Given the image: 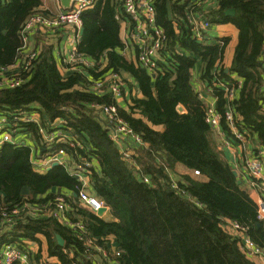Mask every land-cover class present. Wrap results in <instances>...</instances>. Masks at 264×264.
Here are the masks:
<instances>
[{
	"label": "trees",
	"instance_id": "16d2710c",
	"mask_svg": "<svg viewBox=\"0 0 264 264\" xmlns=\"http://www.w3.org/2000/svg\"><path fill=\"white\" fill-rule=\"evenodd\" d=\"M187 3L156 1L158 22L166 29L168 41L163 52L165 61L155 76L124 55L120 28L125 16L116 1L95 0L81 15L84 32L78 49L96 62L107 60L105 68L72 70L64 75L53 45L46 44L30 71L23 73L25 82L21 86L0 89L2 112L37 109L43 122L59 117L68 121V127L85 147L70 152L78 159L84 156L98 161L99 167L92 174L93 188L110 206L115 219L105 220L79 207L73 195L77 178L64 166H53L45 173L35 171L28 145L7 143L0 149V201L39 203L50 201L58 193L72 194L74 213L83 216L96 237L116 236L121 256L117 263L110 264H256L241 250L239 240L222 228L224 218L235 220L246 226L250 237L264 248V220L258 218L257 202L238 184L235 169L213 139L212 129L205 121V103L193 82V70L200 65V78L208 85H213L216 70L226 83L233 80V74L243 79L233 102L237 125L264 146V0H220L219 7L209 13L212 23H232L238 29L229 69L222 65L229 38L224 39L223 46L218 41L202 43L194 39L180 18ZM41 5L42 0H0V66L15 61L22 44L20 31ZM231 8L235 9L234 15L227 13ZM178 17L179 33L173 26ZM176 49L183 54L176 53ZM110 71L131 75L143 94L132 96L129 108H120V114L149 144L137 157L144 172L150 175V183L143 182L125 164L109 136L104 117L96 109V105L116 102L108 91H92L90 85V79L101 78ZM129 86L134 87L133 83ZM214 94L217 110L224 114L226 93L214 86ZM158 125L164 129L154 128ZM24 127L36 142L41 141L36 124L26 123ZM222 127L231 138L225 117ZM60 147L65 144L55 145V149ZM177 163L202 173L198 177L180 175V192L172 189L165 171L166 167L173 170ZM24 187L30 189L28 195L22 194ZM56 188L65 191H53ZM57 235L63 237V246ZM41 237L47 243V257L57 258L55 264H73L83 258V246L72 231L53 218L42 216H28L3 229L0 250L7 242L22 246L24 239L31 240L40 245L34 263L50 264L41 251ZM64 248L73 249L74 257L64 253Z\"/></svg>",
	"mask_w": 264,
	"mask_h": 264
},
{
	"label": "built area",
	"instance_id": "2783aa9c",
	"mask_svg": "<svg viewBox=\"0 0 264 264\" xmlns=\"http://www.w3.org/2000/svg\"><path fill=\"white\" fill-rule=\"evenodd\" d=\"M95 0H70L68 8L60 9L58 12H50L45 7L38 8L25 21L21 31V46L17 50L15 61L6 66H0V89L14 88L21 86L25 82L22 76L24 72L30 71L33 62L40 55L41 50L32 47L33 36L44 33L47 39H60L59 34L66 31L63 63L68 65L70 71L93 68L98 66L102 70L107 65V60L100 59L98 62L81 53L78 49L80 41V31L82 28L81 15L83 11L91 8ZM118 8L122 11L125 19V47L124 51L132 49L135 53L136 62L145 68L151 75H156L160 71V63L165 61L164 50L168 41L166 29L158 22L156 8L157 0H115ZM209 0H181V4L187 3L184 13L180 16L190 28L191 35L199 42L210 43L211 37L208 35L213 23L205 8V3ZM172 19V18H171ZM173 26L177 33L179 29V17L173 20ZM70 31V32H68ZM58 37V38H57ZM220 45H224L223 38H217ZM61 40V39H60ZM176 53L183 54L180 49ZM218 70L214 71L215 78L213 85L205 83L204 90H198V96L204 100L205 91L214 93V86L221 87L226 93V105L224 114L217 110L216 104L207 102L205 104V121L213 131L219 133L223 145L232 148L236 143L243 147L249 137L240 130L237 125V114L233 102L237 93L243 85V79L237 75L231 82L219 78ZM201 77V75H200ZM92 91L103 93L108 91L113 95L115 103H102L96 105V109L101 113L106 121L111 140L117 146L123 161L135 174L145 183L151 182L149 174L145 173L138 162L136 148H148L149 144L137 133L120 114L118 99L122 97L125 90L126 80L119 72L110 71L98 79H90ZM264 95V86H263ZM35 109V108H33ZM63 109H66L63 107ZM264 111V98L262 102ZM223 117L231 131V138L222 127ZM34 123L38 126L41 136L40 145L44 148L41 155H33L32 165L34 170L45 173L54 162L65 167V169L77 178L78 185L73 195L77 204L88 211L93 212L98 217L105 220L112 214L110 206L100 198L93 188L92 174L97 169L98 161L95 158L75 156L70 150L84 149V144L79 140L73 130L68 127V121L64 118L42 121L39 110L19 109L12 112H2L0 110V149L7 143L13 145H26L17 139V135L24 124ZM128 140L134 142L137 147L130 146ZM56 144H65V147L55 149ZM40 148V146H38ZM32 149V148H31ZM73 158L74 162L68 160ZM68 158V159H67ZM97 162V164L94 163ZM160 161V160H159ZM245 175L248 177L249 186L259 191L260 197L257 201L258 218L264 220V146L258 145L254 148L251 156L244 161ZM170 185L176 192L181 189L174 177L173 171L166 167ZM194 176H201L199 169H193ZM72 194H56L50 201L32 203H9L0 201V232L15 225L19 219L32 217H50L58 221L61 225L68 227L76 240L83 246V258H77L73 264H110L117 263L121 256V249L115 235L110 234L103 237H96L88 228L83 216L74 213V206L71 201ZM105 208L101 216L98 211ZM115 219V218H114ZM222 228L239 240L240 248L244 254L250 258H259L264 264V248L260 247L248 234L246 226L239 222L224 218ZM24 239L23 245L16 242L4 243L0 250V264H35L34 254L37 253L30 244L33 242ZM64 253L74 257L71 248H64ZM51 264V263H50Z\"/></svg>",
	"mask_w": 264,
	"mask_h": 264
},
{
	"label": "crops",
	"instance_id": "0c3cea01",
	"mask_svg": "<svg viewBox=\"0 0 264 264\" xmlns=\"http://www.w3.org/2000/svg\"><path fill=\"white\" fill-rule=\"evenodd\" d=\"M220 5V0H209L207 3H205V8L210 12H212L213 10H215L216 8H218ZM45 7V9H47L50 12H58L60 9H64V5L62 4L61 0H42V5L40 6V9H43ZM208 13V15H209ZM227 24V23H226ZM226 24H222L223 29H218L217 24L212 25L211 29H209L208 31V35L211 37V41H217V38H229V43L226 46L225 49V53H224V58L222 61V65L226 68L229 69L232 65L233 62V58H234V54H235V47L236 44L238 42V29L237 27L233 24L232 28H224V26H226ZM70 32V31H68ZM66 31L63 30L61 32V34H59L60 39H47L46 34L44 33H40L37 34L35 36H33L32 38V42L33 45L32 47L34 48H38L42 51V48L44 45H53V53L56 57V59L58 60V65L59 68L62 72V74H68L70 73V69L68 67V65L63 63V58H64V54L66 52V48H65V39H66ZM120 37L122 38L123 42L125 43V24L121 21V28H120ZM234 41V42H233ZM233 43V44H232ZM126 44V43H125ZM228 51V52H227ZM124 55L127 56L128 59L135 61L136 62V57H135V53L132 49H130L129 51H124L123 50ZM200 65H198L194 70H193V82L194 85L196 87L197 90H204L205 87V83L201 80L200 78ZM123 78L127 81V83L125 84V90L123 91V95L121 98L118 99V105L120 106V108H124V109H128L129 108V104L131 103V97L134 95H137L138 97H142L143 94L140 92V90L137 88L136 85V81L134 80V78L127 74L124 73ZM237 75L233 74L232 78H236ZM129 83H133L132 88H130ZM206 94V98L203 100V102L206 104L207 102L209 103H217V99L216 96L213 92H207L205 91ZM183 112V111H181ZM137 116H141L139 113L136 114ZM154 128L159 129V130H163L164 126L158 125V126H154ZM212 136L214 141L216 142V145L218 147V149L222 152V156L225 158V160L230 163V165L235 169V171L237 172L238 175V184L247 189L250 193V195L256 200V202L258 201L260 194L259 191L251 186H249V180L248 177L245 175V171H244V161L247 157L251 156V154L254 151V148L258 145H261L257 139H255V137H251L249 138L248 142L243 146H238L236 143L233 145L232 148H228L225 147L223 145L222 139L219 136V133L216 131L212 130ZM17 139L18 141H20L21 143H25L26 145L30 146L33 150V155H41L40 151H42V149L44 148L42 145H40V142H36V140L34 139V137L32 136L31 132L22 129L21 132L17 135ZM128 143L130 144V146L133 147H137V145L134 142H131L130 140H128ZM40 146V148L38 147ZM142 149L136 148L137 153H139V151H141ZM68 159V158H67ZM68 160L74 162L73 158H69ZM95 164H97V162L94 161ZM52 168V167H51ZM174 177H176L177 179L180 177V175L182 174H192V169H189L187 166H185L182 163H177L174 167V169L172 170ZM53 191H57V192H64V188H56L53 189ZM114 216L113 214H110L108 216L107 220H113ZM27 241V240H25ZM31 241V240H29ZM41 251L43 252L44 255V259H47V261L51 264H55L56 262H58L57 258L55 257H47V243L44 237H41ZM33 244H30L33 249L38 252L40 250V245L34 241ZM254 262H256V264H263V262L259 259V258H255V259H251Z\"/></svg>",
	"mask_w": 264,
	"mask_h": 264
},
{
	"label": "water",
	"instance_id": "95a60500",
	"mask_svg": "<svg viewBox=\"0 0 264 264\" xmlns=\"http://www.w3.org/2000/svg\"><path fill=\"white\" fill-rule=\"evenodd\" d=\"M61 1H62V4L64 5L65 8H68L70 6V0H61ZM167 8H168L169 18L171 19L172 18V11H171L170 2L167 3ZM227 13L231 14V15H234L235 14V9L234 8L228 9ZM83 32H84V28L82 27L81 31H80V34L82 35ZM178 110L179 111H183V107L179 106ZM57 165H59V163L57 161L53 163V166H57ZM235 174H237L236 171H235ZM29 193H30V189L28 187H24L23 190H22V194L28 195ZM75 196H76V193H75ZM104 210H105V208L100 209L98 211V215L101 216L103 214ZM57 240H58V242H59V244L61 246L64 245L65 241H64V239H63V237L61 235H57Z\"/></svg>",
	"mask_w": 264,
	"mask_h": 264
},
{
	"label": "rangeland",
	"instance_id": "374dc122",
	"mask_svg": "<svg viewBox=\"0 0 264 264\" xmlns=\"http://www.w3.org/2000/svg\"><path fill=\"white\" fill-rule=\"evenodd\" d=\"M220 26H223L222 24H217V27L218 29H223V27H220ZM232 28L233 27V24L232 23H227L226 26H224V28ZM234 42V41H233ZM233 44V43H232ZM228 52V51H227ZM197 177V176H196Z\"/></svg>",
	"mask_w": 264,
	"mask_h": 264
}]
</instances>
